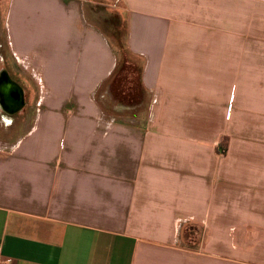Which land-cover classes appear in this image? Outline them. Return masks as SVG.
Here are the masks:
<instances>
[{
  "label": "crops",
  "instance_id": "0c3cea01",
  "mask_svg": "<svg viewBox=\"0 0 264 264\" xmlns=\"http://www.w3.org/2000/svg\"><path fill=\"white\" fill-rule=\"evenodd\" d=\"M119 1L120 23L94 0H9L11 52L35 90L11 76L24 104L0 107L3 256L264 264V0ZM118 25L139 59V119L97 96Z\"/></svg>",
  "mask_w": 264,
  "mask_h": 264
},
{
  "label": "trees",
  "instance_id": "16d2710c",
  "mask_svg": "<svg viewBox=\"0 0 264 264\" xmlns=\"http://www.w3.org/2000/svg\"><path fill=\"white\" fill-rule=\"evenodd\" d=\"M116 19L120 23L118 16H116ZM119 29L118 25L111 29V33L118 40L117 47L119 50L126 51V42L121 39L122 34ZM97 96L106 112L119 113L120 109L130 110L138 107L143 101V97H145L139 66L131 63L128 59H124V56L123 59L118 56L115 70L103 84ZM106 96L109 101L114 103L109 105L110 102H106Z\"/></svg>",
  "mask_w": 264,
  "mask_h": 264
},
{
  "label": "rangeland",
  "instance_id": "374dc122",
  "mask_svg": "<svg viewBox=\"0 0 264 264\" xmlns=\"http://www.w3.org/2000/svg\"><path fill=\"white\" fill-rule=\"evenodd\" d=\"M121 4L122 3L119 0H94V4L92 5L93 7H95V11L96 9L98 10L99 16L100 15L108 16V14L114 12L116 16L117 15L119 16V20L122 21L124 17L120 14ZM8 5H9V0H0V69L7 68L10 72V77L13 76L18 81L20 80L21 84H24L27 90L29 89L28 91H26L27 92L26 99L28 98L30 100V96L31 94H33V91L35 90V87H34L35 85L32 84V86H30L29 88L27 87L28 83L26 79L28 77V74L25 68H23L22 64H20V66L17 64L15 57L13 56L11 52L7 29L5 26V22H6L5 15H6V11L8 10ZM123 32L124 31L122 29L121 39H124ZM110 34H109L110 35L109 38L113 46L116 48L118 56H120L121 59H123V56H124V59H128L131 63L138 66L139 59L134 58L133 55L130 52H128V50L120 51L119 48L117 47L118 40L112 35L111 32ZM106 99H107V96H106ZM142 100H143L141 102L142 105L140 104L136 108H131L128 114L124 113L121 116L123 117L127 116L132 119L143 118V116H145L146 114L144 113V106H145L144 103L146 102V98L143 97ZM106 102H110L109 105L114 103L113 101L111 102L108 99L106 100Z\"/></svg>",
  "mask_w": 264,
  "mask_h": 264
},
{
  "label": "water",
  "instance_id": "95a60500",
  "mask_svg": "<svg viewBox=\"0 0 264 264\" xmlns=\"http://www.w3.org/2000/svg\"><path fill=\"white\" fill-rule=\"evenodd\" d=\"M10 86H14V88H15L14 95L17 96V98H15V99H18L19 105L13 106V104H15V102L13 104H11V103L9 104L7 101L8 96H6V90H8V88ZM23 94H24L23 90L21 89V87L18 84H16L15 82H13L11 80L9 73L6 70H2L0 72V97L2 98V100L0 101L1 102L0 107H2V109H4V111H7L8 113H14V112L18 111V108L24 104V99H23L24 95Z\"/></svg>",
  "mask_w": 264,
  "mask_h": 264
},
{
  "label": "flooded vegetation",
  "instance_id": "af4514ba",
  "mask_svg": "<svg viewBox=\"0 0 264 264\" xmlns=\"http://www.w3.org/2000/svg\"><path fill=\"white\" fill-rule=\"evenodd\" d=\"M3 68H1L0 70H2ZM4 81V80H3ZM2 81V82H3ZM1 82V83H2ZM4 83V82H3ZM14 91L15 90V88H14V86H10L9 88H8V90H10V91H8V99H7V101H8V103L10 104H13L14 102H15V104H13V106H16V105H19V101H18V99H15V97H14V93H15V91L13 92L12 90ZM11 93V94H10ZM0 100H2V98L0 97Z\"/></svg>",
  "mask_w": 264,
  "mask_h": 264
},
{
  "label": "built area",
  "instance_id": "2783aa9c",
  "mask_svg": "<svg viewBox=\"0 0 264 264\" xmlns=\"http://www.w3.org/2000/svg\"><path fill=\"white\" fill-rule=\"evenodd\" d=\"M0 264H13L12 258L3 256L1 247H0Z\"/></svg>",
  "mask_w": 264,
  "mask_h": 264
},
{
  "label": "bare ground",
  "instance_id": "6f19581e",
  "mask_svg": "<svg viewBox=\"0 0 264 264\" xmlns=\"http://www.w3.org/2000/svg\"><path fill=\"white\" fill-rule=\"evenodd\" d=\"M7 88V87H6ZM12 90V89H11ZM8 91L10 90H6V96H8ZM13 91V90H12ZM14 92V91H13ZM11 94V93H10ZM14 97H16V95H14ZM1 101V100H0Z\"/></svg>",
  "mask_w": 264,
  "mask_h": 264
}]
</instances>
